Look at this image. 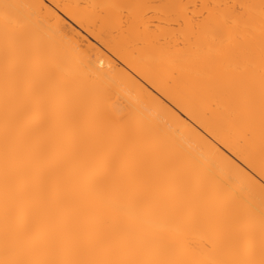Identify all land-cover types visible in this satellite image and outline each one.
Returning <instances> with one entry per match:
<instances>
[{"label":"snow or ice","instance_id":"1","mask_svg":"<svg viewBox=\"0 0 264 264\" xmlns=\"http://www.w3.org/2000/svg\"><path fill=\"white\" fill-rule=\"evenodd\" d=\"M57 7L85 32L99 29L109 53L144 72L179 113L185 97L204 102L200 125L216 152L218 137L260 179L232 191L171 130L110 105L117 75L94 69L87 50L46 28L45 3L0 4V264H264V0L204 19L169 13L159 23L146 20L151 9L175 5ZM112 9L119 16L105 11ZM117 20L120 37L105 40L101 33ZM128 48L140 63L125 55ZM194 54L214 69L195 83L178 75ZM62 73L83 77L87 87L58 79ZM216 96L227 103L220 107ZM210 186L220 193L210 195ZM145 214L172 235L163 247L190 254L159 256L142 233L116 222L144 223Z\"/></svg>","mask_w":264,"mask_h":264},{"label":"bare ground","instance_id":"2","mask_svg":"<svg viewBox=\"0 0 264 264\" xmlns=\"http://www.w3.org/2000/svg\"><path fill=\"white\" fill-rule=\"evenodd\" d=\"M194 0H0V4H18V5H39L46 4L43 13L40 14L45 22V27L52 30H59L63 35L70 37L75 43L82 46L83 49L90 53L91 65L94 69L103 71L105 73L113 72L117 75L118 86L114 88L113 94L109 100V104H115L125 110L134 109L138 113L152 117L156 125L163 129H169L173 132L175 138L183 145L184 149L193 154V156L204 163L206 166H211L215 175L220 177L224 183L232 191L243 193L246 191L249 183L252 180L259 182L260 177L254 176L243 164L242 160H237L224 147L223 143L216 138V147L219 152H216L213 142L209 140L200 125V120L203 119L204 102L194 98L185 97L182 103L185 105L186 112L181 114L175 109L174 102L166 92L161 95L156 91L152 81L142 71H133V68L119 53L115 56L111 55L100 39L97 32H85L75 19V16L65 13L57 7L58 5H128L136 3L155 5H175L172 9H161L154 7L153 13L146 17L148 22L159 23L162 17H166L169 13H174L181 19H204L213 15H222L228 11L227 7H219L213 0L207 3L202 0L201 9H194ZM227 1V0H223ZM241 0H235V4L241 3ZM192 4V5H191ZM192 6L191 11L187 7ZM25 11H28L25 9ZM73 12L77 15L82 14L83 9L73 8ZM114 16H119V10H105ZM33 17V20H36ZM123 19L127 20V13L124 14ZM120 22L108 25L101 33L105 40L112 41L120 37ZM21 44L27 43V37L21 36ZM3 49V35L0 32V50ZM215 43L209 44V56L214 54ZM136 53V56H133ZM125 55L132 60L133 64L140 63L138 60L139 53L134 48H128ZM143 63L149 62V57L143 58ZM183 71L178 72L182 79L189 82H201L205 80L214 69L208 64L207 60L194 54L193 59L188 63L182 65ZM156 78V77H154ZM60 80H79L83 87H87V81L81 76H72L68 73L58 74ZM164 79V74L161 73L157 82L160 83ZM216 103L223 107L227 101L222 96H216ZM168 105L172 111L168 110ZM199 117V119H198ZM240 163L241 167L245 169L244 172L237 170L234 165ZM208 193L218 195L220 189L218 187L210 186L207 189ZM115 215V214H114ZM144 223H133L125 217H116V222L121 226L132 227L138 232L142 233L143 241L150 248L152 252L162 257L170 258H185L190 254V250L173 251L163 247V244L172 239V235L168 232L160 231L151 227L150 222L154 220L153 217L144 215ZM103 227V226H101ZM203 235V234H200ZM194 247H199V236L191 239Z\"/></svg>","mask_w":264,"mask_h":264},{"label":"rangeland","instance_id":"3","mask_svg":"<svg viewBox=\"0 0 264 264\" xmlns=\"http://www.w3.org/2000/svg\"><path fill=\"white\" fill-rule=\"evenodd\" d=\"M205 2H207V3H210L209 2V0H204ZM242 1V0H241ZM213 3H215L217 6H219V7H224V6H227V5H233V4H235V0H227L226 2L225 1H223V0H213L212 1ZM202 3V0H194L193 1V7H194V9H200V7H201V4ZM151 5H155V3H150ZM211 4V3H210ZM192 6H189L188 5V7H187V10L188 11H191V10H193L192 9ZM153 9L154 8H152L151 9V13H153ZM191 9V10H190ZM201 9L203 10V8L201 7ZM201 9H200V11H201Z\"/></svg>","mask_w":264,"mask_h":264}]
</instances>
